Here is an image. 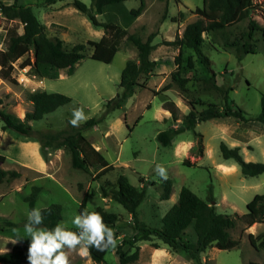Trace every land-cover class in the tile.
I'll return each mask as SVG.
<instances>
[{"label": "rangeland", "instance_id": "rangeland-1", "mask_svg": "<svg viewBox=\"0 0 264 264\" xmlns=\"http://www.w3.org/2000/svg\"><path fill=\"white\" fill-rule=\"evenodd\" d=\"M79 1L90 6V0ZM143 1V10L136 17L130 11L139 7V0L108 5L101 15H97L98 21L115 24L143 41L149 34H155L150 59L156 62V66L149 75L139 79L142 87H137L120 108L84 132L86 139L113 166L112 170L102 176H97L90 168L74 170L66 150L43 149L35 136L25 137L3 130L0 122V168L19 173L18 178L0 184V224L2 221L18 224L14 229L0 230V253L10 251L16 245L30 244L23 223L28 212L25 197L32 186L40 187L35 207L41 210L52 203L60 204V223L70 231L76 228L72 219L79 214L83 198H86L88 212L101 208L116 214L118 220L111 228L117 238L116 246L122 244L132 236L130 216L115 201L103 198L100 188L106 181L114 183L119 175H124L136 188L145 187V197L137 209L138 218L147 227L155 229L161 228V219L177 202L181 187L188 188L203 201H207L211 188L216 211L238 218L235 228L230 231L231 238L238 241V245L225 251L210 247L200 255V261L204 264H262L264 261V216L252 219L246 212V204L255 195H264V173L255 177L242 176L238 165L231 160L224 161L219 152L220 143H224L229 148L238 147L244 161L264 163L262 125L255 121L238 123L230 117L210 119L179 134L168 147L161 146L156 140L159 132L184 125V116L191 109L190 102L200 100L204 104L223 107L218 93L203 88L201 80L212 74L216 84L229 90V99L247 117L254 118L259 114L260 95L264 93V0H252L254 9L250 17L261 29L252 38L246 37L248 19L243 14L220 32L202 34L201 51L210 61V71L198 63L190 50L180 51L182 63L179 70L189 79L184 92L172 84L170 77L176 69L174 58L179 49L162 43L181 36L184 27L197 19L194 11L203 7V0ZM0 2L10 4L12 0ZM19 2L32 6L47 37L60 39L66 50L77 44L86 48L84 59L72 70L57 71L52 79L41 77L36 71L32 51L13 62L11 69L0 66V109L23 120L32 107L29 94L44 91L68 96L70 102L30 123L33 131L65 129L74 108L84 110L85 121L100 118L105 104L121 92L120 74L126 61H136L135 48L121 40L111 63L92 60V49L87 42L98 41L104 31L93 27L71 6V0L50 6H44V0ZM22 28L20 21L7 20L0 14V50L9 37L21 34ZM247 42L253 45L254 52L244 55L241 47ZM189 56L193 61L192 68L186 65ZM168 84L170 88L162 92L161 89ZM166 100L176 107L175 121L163 109ZM203 108L195 106L197 111ZM195 134L201 135V153ZM187 162L189 165H183ZM157 165L166 169V180L171 183L168 200L160 199L164 180L155 171ZM185 234L186 238L195 240L191 227ZM137 245L138 258L131 264H196L185 255L165 247L154 249L148 242ZM115 247L106 252L101 263L77 252H68L70 264H117ZM123 250L132 252L134 249L125 244Z\"/></svg>", "mask_w": 264, "mask_h": 264}, {"label": "trees", "instance_id": "trees-1", "mask_svg": "<svg viewBox=\"0 0 264 264\" xmlns=\"http://www.w3.org/2000/svg\"><path fill=\"white\" fill-rule=\"evenodd\" d=\"M65 0H44V6L54 5ZM127 0H90L87 7L79 0H71V6L83 14L90 24L95 28L103 29L104 35L98 41H88L92 53L90 59L105 64L111 63L114 55L119 50L121 40L129 42L137 52L136 61H126L119 81L121 92L115 98L105 104L104 114L100 118H91L78 127L69 124L65 129L51 131H33L30 123L41 120L45 115L52 113L61 106L70 102V98L60 93H48L36 91L30 93L28 100L31 102V110L26 112L23 120H19L0 109V122L3 130H9L25 137L35 136L43 149L55 150L64 149L70 156V165L74 170L92 169L97 176H102L113 169L102 154L96 150L84 136V132L99 124L104 116L111 111L120 108L124 101L131 97L139 84L142 76L149 75L156 66V62L150 59V53L154 49L152 41L154 33L148 35L143 41L135 34H128L125 29H121L112 23L98 21L97 15H101L108 5L122 3ZM137 9L131 10L130 14L138 16L144 7V1L139 0ZM254 5L252 0H203V7L196 8L194 13L197 19L188 23L181 34L173 41H164L165 46H172L179 49V54L174 58L176 69L170 74L171 82L180 92H184L189 79L183 77L180 72L182 56L180 51L188 49L197 59L198 63L210 71V61L202 53L201 45L204 42L203 33H217L235 22L241 14L248 20V32L246 37L252 38L253 34L260 30L259 25L250 15ZM0 14L7 20H18L22 24V33L8 38L3 49L0 50V66L11 69V65L29 51L33 52L35 59L34 66L41 77L54 78L55 73L60 70H72L73 67L84 59L85 45L77 44L69 50L63 47V42L47 37L45 27L40 23L32 10L30 4H24L19 0H12L10 4L0 2ZM64 30L63 27H60ZM264 37V32H263ZM242 53H253V45L249 42L242 44ZM236 58L240 61L239 55ZM188 68L193 67L192 58L186 60ZM203 88L206 91H214L222 98L223 107H218L212 103L204 104L200 100L190 102L191 109L184 116L182 127H172L157 134V142L168 147L171 141L186 130H193L196 124L210 119L234 118L238 123L258 122L264 128V93L260 95V112L254 117H247L244 112L234 105L229 99L227 88L216 84L215 75L212 74L206 79H202ZM170 88V84L164 86L161 91L165 92ZM204 107L197 111L195 106ZM163 109L168 111L173 121L177 120V110L173 102L165 101ZM199 141L198 152L201 153V135L195 134ZM220 156L224 161L231 160L238 165L242 176L255 177L264 173V163L246 162L240 155L238 147L229 148L224 143L219 145ZM189 165V163H183ZM19 177V173L14 170H3L0 168V184L11 181ZM163 192L161 200H168L171 194V183L169 180L162 182ZM103 198H110L119 204L130 216L132 236L115 247V254L118 257L117 264H131L138 258V243L148 242L154 249L165 247L168 250L185 255L196 264H204L200 261V255L208 248L215 247L219 250H231L237 247L238 241L230 236V231L235 228L236 215L219 214L212 203L213 197L211 188L207 201L198 198L186 187H181L177 202L165 213L161 219L160 229L149 228L138 218L137 209L145 197V187L140 189L131 185L127 177L119 175L114 183L106 181L100 188ZM40 193V187L32 186L29 194L25 197L27 210L35 208V204ZM86 210V198L80 202L78 213ZM94 211L99 212L104 218L105 224L112 227L117 222V215L106 212L101 208ZM44 216L43 227L53 228L62 220V207L60 204L52 203L41 209ZM246 212L249 217L256 218L264 216V195H255L246 204ZM237 218V219H236ZM27 220L23 223V225ZM18 224L10 221H2L0 230L3 228L14 229ZM191 227L195 240L186 238L185 231ZM78 232L79 229L71 230ZM128 245L133 248L132 252L124 251L123 246ZM29 245H16L10 251L0 253V264H28L27 249ZM110 249V248H109ZM90 249L91 260L101 263L106 252ZM264 264V261L262 262Z\"/></svg>", "mask_w": 264, "mask_h": 264}, {"label": "clouds", "instance_id": "clouds-1", "mask_svg": "<svg viewBox=\"0 0 264 264\" xmlns=\"http://www.w3.org/2000/svg\"><path fill=\"white\" fill-rule=\"evenodd\" d=\"M86 119L82 108H74L69 124L78 127ZM155 171L163 180L167 179L164 167L157 165ZM43 223L44 216L39 207L27 212L24 231L30 237L28 264H70L68 252L90 257V249L103 252L114 248L117 243L114 230L105 224L103 216L96 211L85 210L74 216L72 224L79 229L78 232L68 230L63 223H57L51 229L41 226Z\"/></svg>", "mask_w": 264, "mask_h": 264}]
</instances>
